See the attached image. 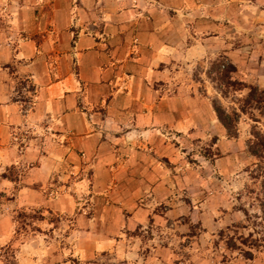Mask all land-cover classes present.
Here are the masks:
<instances>
[{
    "label": "crops",
    "instance_id": "obj_1",
    "mask_svg": "<svg viewBox=\"0 0 264 264\" xmlns=\"http://www.w3.org/2000/svg\"><path fill=\"white\" fill-rule=\"evenodd\" d=\"M222 1L0 0V264L139 263L176 145L224 143L209 61L264 68L254 46L225 49L224 8L206 10Z\"/></svg>",
    "mask_w": 264,
    "mask_h": 264
},
{
    "label": "rangeland",
    "instance_id": "obj_2",
    "mask_svg": "<svg viewBox=\"0 0 264 264\" xmlns=\"http://www.w3.org/2000/svg\"><path fill=\"white\" fill-rule=\"evenodd\" d=\"M196 1L187 0L189 4ZM239 3V34L233 33L234 26L228 20L231 2L223 0L218 12L206 10L221 17L224 8L226 23L219 28L226 36V50L232 51L239 44L240 54H246L252 46L262 54L264 0ZM206 31L210 34L216 30ZM258 59L252 58L253 62ZM205 75L211 86V104H219L232 118V111L237 116L226 129L217 120L225 133L221 146L216 145V136L204 134L176 145L173 161L163 167V174L170 180L162 177L156 190L161 197L146 210L137 241L130 246L135 256L126 260L138 264H264V223L258 208L264 181V109L258 106L261 102H245L248 89L238 83L240 80L256 87L257 95L262 96L264 87L262 83L256 85L255 80H264V68L236 70L225 55L210 60ZM253 150L257 155L251 153ZM245 251L251 252L249 258ZM10 252V248L1 251L6 258ZM67 252L65 257L69 256ZM109 259L106 255L100 259L101 264L122 263Z\"/></svg>",
    "mask_w": 264,
    "mask_h": 264
},
{
    "label": "trees",
    "instance_id": "obj_3",
    "mask_svg": "<svg viewBox=\"0 0 264 264\" xmlns=\"http://www.w3.org/2000/svg\"><path fill=\"white\" fill-rule=\"evenodd\" d=\"M233 68H231L229 71H232ZM232 81H235L234 79ZM237 81V80H236ZM238 83H241L239 84L240 88H242L243 86L246 87L248 89V92H246V97L244 99L245 102H249V101H254L255 103H260L261 102V105H258L259 107H262V109H264V91H260L262 93V96H258L257 95V90H256V87L254 86H250V85H244V82H241L240 80H238ZM233 84H236L235 82ZM240 88H237V89H240ZM212 109H213V112L216 116V119L219 121V123L226 129L227 127H230L234 120H235V117L237 116V113L235 111H232V114L233 116H235L234 118H232L230 115L226 114V112L224 111V109L219 105V104H212ZM259 140V139H258ZM263 140V138H262ZM259 144H261V140L259 141ZM252 154L254 155H257L256 153V150H253L251 152ZM258 208L260 210V215H261V218H262V221L264 223V181L261 182V185H260V196L258 198ZM221 235V233L219 234ZM230 245H234V242H231ZM227 246V244H226ZM246 253V257L249 258L251 256V252L250 251H245Z\"/></svg>",
    "mask_w": 264,
    "mask_h": 264
}]
</instances>
